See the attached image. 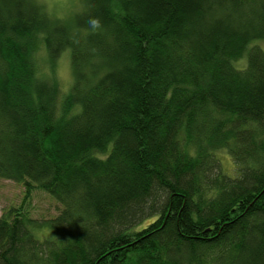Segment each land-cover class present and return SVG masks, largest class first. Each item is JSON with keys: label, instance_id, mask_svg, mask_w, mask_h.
<instances>
[{"label": "trees", "instance_id": "obj_1", "mask_svg": "<svg viewBox=\"0 0 264 264\" xmlns=\"http://www.w3.org/2000/svg\"><path fill=\"white\" fill-rule=\"evenodd\" d=\"M259 41L264 0H83L67 21L0 0V180L26 193L0 264H264ZM42 52L52 73L70 53L69 89ZM36 190L57 217L32 218Z\"/></svg>", "mask_w": 264, "mask_h": 264}, {"label": "rangeland", "instance_id": "obj_2", "mask_svg": "<svg viewBox=\"0 0 264 264\" xmlns=\"http://www.w3.org/2000/svg\"><path fill=\"white\" fill-rule=\"evenodd\" d=\"M45 7L46 13L55 19L71 20L73 16L82 10L83 0H35ZM264 51V41L255 42ZM40 75L43 78L54 77L58 85L63 89H69L73 84V73L70 53L63 54L57 61L54 73L45 61V54L42 52L37 59ZM223 169L228 174H234V163L227 153H219ZM25 189L23 185L12 181L0 180V218L12 209H19L24 206ZM26 209L30 211L33 219L44 221L58 216L61 205L49 195L41 191H33L27 201ZM43 234H49L45 232Z\"/></svg>", "mask_w": 264, "mask_h": 264}, {"label": "clouds", "instance_id": "obj_3", "mask_svg": "<svg viewBox=\"0 0 264 264\" xmlns=\"http://www.w3.org/2000/svg\"><path fill=\"white\" fill-rule=\"evenodd\" d=\"M92 27H93V28H98V27H99V22L96 21V20H93V21H92ZM38 234H39V233H38Z\"/></svg>", "mask_w": 264, "mask_h": 264}]
</instances>
